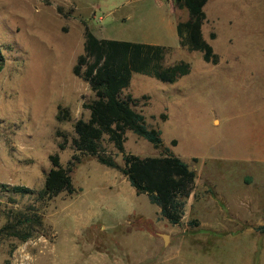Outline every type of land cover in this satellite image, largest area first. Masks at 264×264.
Segmentation results:
<instances>
[{
  "label": "rangeland",
  "instance_id": "1",
  "mask_svg": "<svg viewBox=\"0 0 264 264\" xmlns=\"http://www.w3.org/2000/svg\"><path fill=\"white\" fill-rule=\"evenodd\" d=\"M203 12L215 65L180 46L176 25L188 12L175 0H0V185L33 192L0 187V264H264V0H208ZM85 27L166 48L164 67L189 65L174 83L132 73L121 94L162 141L126 132L124 153L168 150L195 171L178 225L72 146L95 99L73 73ZM100 154L124 166L106 136ZM54 155L63 168L73 162L75 192L42 198ZM27 218L41 224L22 242Z\"/></svg>",
  "mask_w": 264,
  "mask_h": 264
},
{
  "label": "trees",
  "instance_id": "2",
  "mask_svg": "<svg viewBox=\"0 0 264 264\" xmlns=\"http://www.w3.org/2000/svg\"><path fill=\"white\" fill-rule=\"evenodd\" d=\"M207 1L175 0L180 9L188 12V19L176 25V33L180 46L200 52L206 63L215 65L218 57L201 33L205 20L203 7ZM165 53L166 48L161 46L98 39L85 27L83 53L77 58L73 73L89 85L95 99L85 105L89 111L88 120H78L74 125L76 137L72 140V146L76 152L94 156L99 164L118 170L136 195H146L148 201L159 209L160 217L174 226L181 222L185 200L194 187L195 171H190L188 164L168 150L159 157L139 158L125 154L123 145L126 132L135 134L156 148L162 145L159 131L148 128L144 117L131 107V98L122 99L121 94L129 87L132 73L163 83H174L189 73V65L184 62L164 67ZM65 117L59 111L57 119ZM104 136L123 155V167L118 166L112 158L100 154ZM172 143L175 144L174 141ZM59 148L63 149V145ZM49 159L51 169L45 176L41 197L50 199L60 193L72 195L75 192L70 177L73 162L63 168L58 156H50ZM73 160L78 159L75 156ZM0 187L21 195L33 194L23 186ZM21 223H26L25 231L15 233V237L22 242L32 236L34 226L41 224L38 219L30 218ZM257 230L264 233V225Z\"/></svg>",
  "mask_w": 264,
  "mask_h": 264
},
{
  "label": "water",
  "instance_id": "3",
  "mask_svg": "<svg viewBox=\"0 0 264 264\" xmlns=\"http://www.w3.org/2000/svg\"><path fill=\"white\" fill-rule=\"evenodd\" d=\"M188 169H189L190 171L193 170L192 166H188Z\"/></svg>",
  "mask_w": 264,
  "mask_h": 264
}]
</instances>
